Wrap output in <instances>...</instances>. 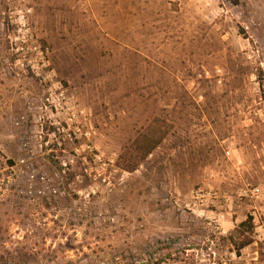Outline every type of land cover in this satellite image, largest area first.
<instances>
[{
	"label": "rangeland",
	"instance_id": "374dc122",
	"mask_svg": "<svg viewBox=\"0 0 264 264\" xmlns=\"http://www.w3.org/2000/svg\"><path fill=\"white\" fill-rule=\"evenodd\" d=\"M0 264H264V0H0Z\"/></svg>",
	"mask_w": 264,
	"mask_h": 264
},
{
	"label": "trees",
	"instance_id": "16d2710c",
	"mask_svg": "<svg viewBox=\"0 0 264 264\" xmlns=\"http://www.w3.org/2000/svg\"><path fill=\"white\" fill-rule=\"evenodd\" d=\"M261 73V71L259 72ZM158 141L155 143H149L146 142L145 140H135L134 144L132 145L133 148L137 151V155H138V160H136L135 162H131V164L128 166H126L124 169L127 171H133L136 169V167L140 164V162L146 158L157 146ZM251 220V218H249ZM246 245V244H244Z\"/></svg>",
	"mask_w": 264,
	"mask_h": 264
}]
</instances>
